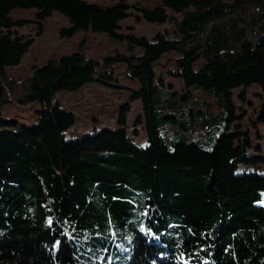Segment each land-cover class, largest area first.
Returning <instances> with one entry per match:
<instances>
[{"label": "trees", "instance_id": "obj_1", "mask_svg": "<svg viewBox=\"0 0 264 264\" xmlns=\"http://www.w3.org/2000/svg\"><path fill=\"white\" fill-rule=\"evenodd\" d=\"M132 8L147 22L171 21L175 37L120 34ZM15 9H35V19L13 18ZM53 11L69 22L61 36L103 33L125 43L126 53L97 60L78 49L10 77L33 43L11 29L34 22L40 35ZM169 52L178 54L167 75L183 81L181 100L195 90L223 100L210 150L182 142L169 148L160 138L159 124L174 123L180 101L155 70ZM116 63L140 85L118 106V127L67 139L76 115L55 95L110 84ZM254 84L264 94V0H161L152 8L122 0H0V112L40 106L32 127L0 118V264H264V156L247 157L248 132H225L244 119L232 90ZM137 100L143 117L133 127L144 124L143 147L125 130ZM257 122L264 125V105Z\"/></svg>", "mask_w": 264, "mask_h": 264}, {"label": "rangeland", "instance_id": "obj_2", "mask_svg": "<svg viewBox=\"0 0 264 264\" xmlns=\"http://www.w3.org/2000/svg\"><path fill=\"white\" fill-rule=\"evenodd\" d=\"M99 4L109 5L119 0H87ZM128 4H135L152 8L160 4L161 0H122ZM35 9H15L11 12L13 18L34 20ZM130 15L120 22L118 32L120 34L132 33L144 36L147 39L157 33H166L168 37L174 38V25L171 21L163 24L150 23L142 18L135 10L129 11ZM178 19L180 15H175ZM69 27V22L62 14L53 11L51 16L43 21V30L37 35L36 23H28L22 28H12L15 35L33 39L28 52L23 56L19 65L9 68L8 74L12 78H22L30 73L33 66L44 64L50 59L59 58L80 49L88 58L101 60L115 53H126L125 43L115 41L103 33H94L89 30H77L71 37L61 36L60 31ZM134 53L139 54L141 50L134 48ZM178 57L175 52H169L161 57L155 65L157 74H162L168 89L178 93L174 96L179 101V109L173 112L174 123L165 120L159 124V135L163 142L169 147L173 143L182 142L195 144L203 150H210L214 140L221 133V118L223 117L224 105L221 97L213 95L208 91L195 90L193 96L181 100L180 95L184 92L183 81L176 77L167 75V70L174 69V59ZM200 64L194 66L197 69ZM115 81L110 84L93 82L77 91H60L55 95V102L76 115L75 123L66 130L67 139H77L87 134H93L102 126L117 128L118 106L127 103L131 91L139 89V82L128 77L126 66L116 63L110 67ZM232 101L237 114L244 115V119L235 120L226 133L240 131L249 133L252 148L247 151L249 158L264 156V125L257 122L259 109L264 105V94L256 84L249 88L239 87L232 90ZM243 95V100L239 96ZM40 110L38 103L21 107L16 104L5 106L0 112L3 120H16L19 127H32L38 119L36 111ZM200 111V112H198ZM138 116L143 117L141 101L137 100L130 104V111L126 115L127 136L137 145L143 147L147 144V136L144 124L133 127ZM97 122V123H96ZM93 125L95 128L93 129ZM137 129L138 135L133 131ZM2 130V129H0ZM260 148L261 152H255ZM239 170H258V166L239 165ZM264 205V192L262 201Z\"/></svg>", "mask_w": 264, "mask_h": 264}]
</instances>
